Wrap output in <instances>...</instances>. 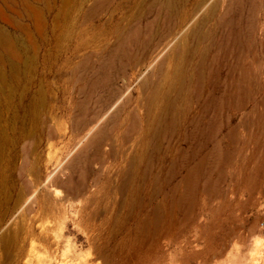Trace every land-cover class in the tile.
Instances as JSON below:
<instances>
[{"label": "rangeland", "instance_id": "374dc122", "mask_svg": "<svg viewBox=\"0 0 264 264\" xmlns=\"http://www.w3.org/2000/svg\"><path fill=\"white\" fill-rule=\"evenodd\" d=\"M153 1L0 0V264H264V108L226 107L217 118L220 127L194 130L192 122L214 92L216 71L223 82L227 67L237 65L223 55L214 60L209 43L197 45L188 35L201 13L183 31L172 29L173 19L166 32L161 13L153 30L167 42L186 35V45L199 48L195 53L208 49L202 68L186 66L190 85L176 87L182 97L175 104L179 111L188 106V123L183 125L181 112L173 129L161 118L157 141L149 138L147 162L140 167L147 170L145 181L120 175L139 152L135 144L147 122L140 100L150 92L141 87L148 63L133 68L123 53L141 57L145 25L159 10ZM214 1L224 15L228 0ZM186 3L185 10L194 0ZM230 9L229 21L252 25L238 38L250 47L243 48L251 90L241 96L245 104L264 98V90H256L264 84V0H235ZM213 24L205 22L203 32L212 33ZM136 27L141 34L133 42ZM120 43L123 51L105 73L99 71ZM111 96L123 97L107 111ZM119 108L121 125L111 130ZM83 118L101 120L98 128L110 122L106 135L112 140L100 153L95 141L91 148L80 142L88 130L75 122ZM133 121L135 129L129 126ZM129 129L140 130L137 138L129 131L131 143L124 142ZM71 161L73 172L65 169ZM150 180L157 181L153 190L147 188ZM124 183L130 187L117 192ZM139 217L145 222L133 236Z\"/></svg>", "mask_w": 264, "mask_h": 264}, {"label": "bare ground", "instance_id": "6f19581e", "mask_svg": "<svg viewBox=\"0 0 264 264\" xmlns=\"http://www.w3.org/2000/svg\"><path fill=\"white\" fill-rule=\"evenodd\" d=\"M181 1H182V5H179L181 3ZM234 1L235 0H228V5H227L226 9L224 8L226 10L224 15L217 12V3L218 2H216L214 0H194V3H192L191 8L187 9V10H185V6L187 5L186 2H188V0L187 1L186 0H154L153 1L152 7L155 8V7L159 6V10L156 11L155 17L153 18L154 22L149 23V25H145L146 26L145 32H148L147 33L148 35L146 36V40L143 41L142 44H140L141 45V47H140V53H141L140 56L141 57L135 58V56H134V58L133 59L130 58L131 59L130 60L128 58V56L123 53V59L125 58L126 60H129L130 61L129 63L133 65V68L135 67L137 69V68L141 67L142 65L144 66V65H146V63H148V66H145V67H147V69L150 70L148 77L145 78V80L143 81L142 86H141L142 88L149 86L150 92L148 93L147 96H144V97L142 96V101L139 99L141 102L140 103L141 107L143 109H145L147 112V122L145 125V134L140 136L136 141L135 145L137 146V149L139 150V152L137 153V156L135 158L133 156V158L126 160V165L120 172V175H121V177H123L124 180H125V177L127 176L130 179L129 182H133L134 180L135 181H145V178H146L145 174H146L147 170L143 171V172L142 171L139 172L140 167H142L144 165V163L146 164V162H147L144 152H145V150L148 149L149 143H152V142H149V138L152 137L150 139L152 141L153 137L155 138L156 136L159 135L157 130L160 127L161 118H166L168 121H170L168 123L169 126H167V127L173 129L174 125H176L175 124L176 123V117L179 116L178 113L181 112L180 117H181V121H182L183 125L184 124L186 125L188 123V121H187V116L189 113L188 106L185 105L179 111L176 104H175L177 98L182 97V96H177L178 94H181V93H180V91L179 92L177 91L176 87L178 86V84L180 82H182L181 84L184 85L185 82L188 81V84H189L190 78L193 77L192 74L190 73V70L187 69L186 66H188V64L192 65V64L197 63L199 65V67L202 68V65L205 64L206 57L208 55L206 52L208 50L207 48L206 49L201 48L199 50V53H195L196 50H198L199 48L197 46L194 48L193 46L191 47L189 45H186V38L187 37H185L186 35L184 37L180 36L181 33L176 34V37L173 38L172 40L168 41V42L165 40V36H162L163 33H159L158 31H155L156 33L153 34L154 27H158V23H159L158 20H159V16L161 13H163L164 19L167 20V23H168V26L166 25V27L163 30L164 32H166V31H168V29H170L169 25L171 24L173 19L176 20L177 22L173 25L172 29L173 30L178 29L179 31H181V30L183 31V28L187 25L188 21L191 18H193V16L197 12L201 13L199 18L195 22H193L191 27L189 28V30L187 32L188 35L193 36L198 41L197 45L198 44L201 45L200 44L201 41H202V43H209V46L213 47L214 51L216 52L214 60L218 59L220 57V55H221V57L223 55V58L233 59L237 64L236 66L229 65V67H227L225 77H224L225 80L223 82L220 81V70L218 69L216 71V73H215L216 79H215V83H214V92L208 94L209 95L207 97L208 102H206L204 104V107L201 109L200 118L196 119L194 122H192L194 130H196L198 132L199 131L203 132V129L206 128L205 124H208L207 128L209 129V132H213L215 130V128L220 127L217 124L218 123L217 118H218V115H220V113H222L226 107H227V109L234 108L235 110L236 109L240 110L242 108V106H245V105L247 106V104H249V105H252V110L258 108L259 106L260 107L262 106V108H264V98L263 97L258 98L257 100H256V97L251 98V100L250 101L248 100L247 103H245V104L242 103L243 99L241 98V96L244 95V97H247L245 95L247 94V92L249 93L251 91L250 90V84L248 82V80H249V75H248L249 68L247 67V64L245 63V58H243L244 57L243 48L245 47L247 49V52H248L250 47H249L248 42L245 41L246 43L242 44L241 42H239L238 38L240 36L239 32L245 31L244 33H249V31H252V25L249 23L248 20H247L248 22H246L245 25H239V24L233 23L232 21H229V18L227 15L229 14V12L231 10L230 9L231 4ZM152 7L149 8V11L154 12L156 9H152ZM138 8L139 7H137V10H138ZM132 18L134 19V18H136V16L134 15ZM210 20L214 21L213 32L212 33H207V32L204 33L205 31L203 32V30H202L203 24L205 22H209ZM178 21H179V23H178ZM221 28H224L227 31V33L222 34V35H218L217 30H219ZM131 30H132L131 34H133L132 35L133 38L132 37L131 38L134 39L133 42H137V37L140 36L141 29H140V27H136L135 29H131ZM171 37H174V36H171ZM250 43H253V41ZM123 44H124V42H123ZM123 44L120 43L114 49L113 56H111L110 59H108L107 61L102 63V65L99 67L100 68L99 71H103L105 73L107 71V69H109L110 65L113 64V61H115L116 58L118 57L119 52L123 51L122 50ZM210 51H212V49H210ZM256 51H258V50H256ZM257 53L255 52L256 55H257ZM135 54H137V52ZM261 56H262V54H261ZM247 58H246V60H247ZM260 58H261L262 63H264V55ZM126 60H125V62H126ZM127 64H126V66H127ZM259 64H261V63L259 62ZM121 66L124 68L125 64H123ZM236 74H238V78H237ZM197 76L199 79H196V80L199 81L202 79L201 73L198 74ZM199 83H200V81H199ZM262 83L261 84L258 83L259 87H257V89H256L257 91L264 90V84H262ZM216 90H217V92H216ZM122 97L123 96H111L110 97V100L112 101L111 105L109 107L105 106L106 108L108 107L107 111H112L114 108H116V106L120 103ZM183 98H184V96H183ZM249 98L250 97H248V99ZM244 101H246V100H244ZM105 103L107 105V102H105ZM108 103H109V101H108ZM120 111H121V108L117 109V112L111 118V120L109 119L112 126L110 125V122H108L104 126H102L101 128L100 127L98 128L99 123H100L99 121H101V120L97 121L98 119L97 120L93 119V121H91L90 123H87L88 121L85 122L84 118L78 119L77 122H75L76 128L77 129L78 128H83V129L85 128L88 130L87 133L84 135V137H82L80 142L86 143L87 148H88L87 145H90L89 147L91 148L92 143H94V145H95V142H96V148L98 146L100 149V151L98 150L99 152H97V153H100L102 146L105 145L106 141L109 140V138L111 139V137L108 138V136H107L108 130H110V128L108 130H106L107 127H109L108 124L110 125V127H112L111 130L114 129L113 127L117 128L118 126L121 125L117 120L118 115L120 114ZM105 114L107 115L108 112H105ZM205 115L210 116V119L208 121H205V119H204ZM131 116H133V118H134L135 115H131ZM177 121H178V119H177ZM136 122H138V121H135V122L133 121L132 125H130L131 123L130 124L128 123V124H129V126H132L131 127L132 129H135L136 125L134 123H136ZM164 125H166V124H164ZM137 126H139V125H137ZM245 126H246V123H245ZM126 127L124 128L125 131H126V129H128ZM139 128H140V126H139ZM164 128H165V126H164ZM105 130L107 132H105ZM169 130H168V133H169ZM129 131H131V130L129 129L127 132H129ZM133 131L136 133L140 132V130H139V132L137 130L136 131L133 130ZM134 132H132V134ZM170 132L173 133V131H170ZM136 133H134V135H136V138H137L139 134H136ZM126 134H128L127 135L128 138L126 137V140H125V138L123 137L125 141L122 140V142L127 141V142L131 143L130 141H132V139H129L130 132L126 133ZM132 138H134L133 135H132ZM154 141H157V140L155 139ZM110 143H111V141H110ZM77 147H78V145H77ZM111 149H112V147H111ZM83 152L85 153V151H83ZM156 152H158V151H156ZM112 154H110V155H112ZM79 155H81V153ZM194 155H196V154H194ZM76 157L78 158V156H76ZM76 157L74 158V160L75 159L77 160ZM79 157H81V156H79ZM82 157H84V159H85V157H87V156H82ZM82 157H81V159H82ZM98 157H99V154H98ZM98 157H97V159H98ZM84 159H82V160H84ZM79 160H80V158H79ZM79 160L77 162H79ZM82 160H80V162ZM82 162H85V161H82ZM79 163L77 164L78 166L76 165L77 168L80 167L79 165L81 163L80 164ZM74 164L71 161V164H69V166H66L68 168H65V169H67V170L69 169L70 171L72 170V172H73V170H75ZM145 169H146V167H145ZM49 178H50V175H49ZM156 180L155 181L150 180L148 182L149 184L147 185V188H150L153 190L155 188V186L157 185ZM71 184L70 183L68 184L69 188L73 186V185L71 186ZM122 185L120 186V188L117 187V189H116L117 192L120 193L124 190L126 191V188L128 189V187H130L129 184L125 185V183H124ZM72 189H75V188H72ZM70 190H71V188H70ZM129 191H131L132 197H133L134 196V193H133L134 190L131 189ZM124 193L125 192H123V194ZM125 205L131 207L133 205V200H131V201L126 200ZM137 221H138V227H137V230H135L133 236H136L137 234L140 233L142 225L145 222V218L139 217V218H137ZM133 236H131V234H130V238H132Z\"/></svg>", "mask_w": 264, "mask_h": 264}, {"label": "built area", "instance_id": "2783aa9c", "mask_svg": "<svg viewBox=\"0 0 264 264\" xmlns=\"http://www.w3.org/2000/svg\"><path fill=\"white\" fill-rule=\"evenodd\" d=\"M261 226L264 227V222L261 223Z\"/></svg>", "mask_w": 264, "mask_h": 264}]
</instances>
